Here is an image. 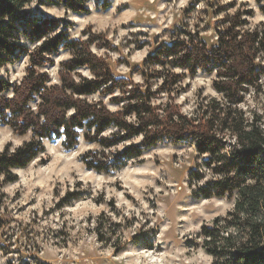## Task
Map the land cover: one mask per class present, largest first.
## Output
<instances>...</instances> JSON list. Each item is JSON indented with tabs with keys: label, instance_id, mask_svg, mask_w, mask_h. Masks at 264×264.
Listing matches in <instances>:
<instances>
[{
	"label": "trees",
	"instance_id": "1",
	"mask_svg": "<svg viewBox=\"0 0 264 264\" xmlns=\"http://www.w3.org/2000/svg\"><path fill=\"white\" fill-rule=\"evenodd\" d=\"M35 1L82 14L91 0H0V72L28 53L27 44L35 46L19 84L0 77V124L18 136L31 135L30 141L14 149L6 145L0 153V189L15 179L13 170L44 153L43 141L63 139L65 150L80 138L94 144L96 150L86 152L81 162L101 174L121 170L162 143H188L198 161L190 174L193 196L233 202L224 217L203 225L197 235L210 264H264V110L247 105L248 99L264 103V32L243 30L246 21L239 15L217 31L211 48L198 34L180 31L146 58L139 71L142 82L134 84L115 78L91 51V41L70 40L58 30L61 20L33 13ZM256 3L264 14V0ZM59 50L72 56L59 64V83L47 86L49 77L36 69L51 64ZM80 69L90 76L77 73ZM198 71L214 73L217 96L200 98L185 114L175 100L178 83ZM96 95L98 100H89ZM106 96L116 111L106 107Z\"/></svg>",
	"mask_w": 264,
	"mask_h": 264
},
{
	"label": "rangeland",
	"instance_id": "2",
	"mask_svg": "<svg viewBox=\"0 0 264 264\" xmlns=\"http://www.w3.org/2000/svg\"><path fill=\"white\" fill-rule=\"evenodd\" d=\"M86 9L75 14L37 1L31 6L38 16L61 20L58 30L70 40L91 41V51L113 76L134 84L142 82L146 58L180 31L198 34L211 48L217 31L239 15L246 21L243 30L264 32L256 0H91ZM250 11L251 17L244 15ZM26 46L28 53L0 72L11 85L30 67L35 46ZM71 56L59 50L51 64L36 69L49 77L47 86L59 83V64ZM76 72L90 76L86 69ZM214 79V73L198 71L179 80L175 100L183 113L200 98L217 96ZM102 100L109 110L118 109L109 96ZM247 105L264 110L262 98L248 99ZM30 140L29 133L18 136L0 124V153L6 145L14 149ZM62 144L63 139L43 141L44 153L13 170L15 179L0 189V264H210L197 235L203 225L224 217L233 202L193 196L190 174L198 161L192 146L162 143L121 170L101 174L81 162L96 150L94 144L82 138L71 150Z\"/></svg>",
	"mask_w": 264,
	"mask_h": 264
}]
</instances>
